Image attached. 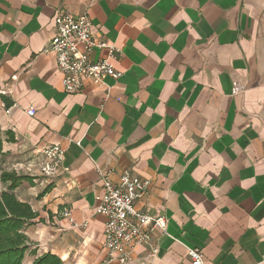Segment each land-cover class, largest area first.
Returning <instances> with one entry per match:
<instances>
[{
  "label": "crops",
  "instance_id": "0c3cea01",
  "mask_svg": "<svg viewBox=\"0 0 264 264\" xmlns=\"http://www.w3.org/2000/svg\"><path fill=\"white\" fill-rule=\"evenodd\" d=\"M60 10L87 13L95 38L120 49V78L63 89L46 50ZM0 90V192L4 172L28 176L13 191L39 213L26 231L38 253L22 264L45 252L119 264L103 249L98 168L150 181L136 207L167 219L153 264H191L188 248L206 264H264V0H0ZM52 143L68 170L41 185Z\"/></svg>",
  "mask_w": 264,
  "mask_h": 264
},
{
  "label": "built area",
  "instance_id": "2783aa9c",
  "mask_svg": "<svg viewBox=\"0 0 264 264\" xmlns=\"http://www.w3.org/2000/svg\"><path fill=\"white\" fill-rule=\"evenodd\" d=\"M93 22L87 13L75 15L67 11H58L54 18V35L50 38L46 50L54 52L61 73V84L69 93L81 91L86 84L101 85L107 77L120 78L122 71L115 67L113 60L120 55V49L105 40H97L94 36ZM106 49L107 56L93 60L94 49ZM5 92V90H0ZM33 115L34 109L29 108ZM81 145V141H76ZM38 172L41 185H46L50 178L61 171L64 166L65 149L59 144L45 145L41 150ZM28 171H32L30 165ZM103 180V194L99 197L96 212L105 217L103 249L106 262L129 264L137 245L147 247L143 256L145 264H153L159 248L153 242V233L159 229L167 234V219L164 216H153L136 207V202L143 198L150 187V181L136 176L132 171L123 170L117 180H113L110 172L105 173L98 168ZM64 217L77 225L69 210L63 211ZM83 227L87 226L84 221ZM187 254L191 264H206L205 256L199 248H188Z\"/></svg>",
  "mask_w": 264,
  "mask_h": 264
},
{
  "label": "trees",
  "instance_id": "16d2710c",
  "mask_svg": "<svg viewBox=\"0 0 264 264\" xmlns=\"http://www.w3.org/2000/svg\"><path fill=\"white\" fill-rule=\"evenodd\" d=\"M9 133V132H8ZM3 131L0 128V153L3 148ZM2 180L9 179L11 184L7 190L0 192V264H22L26 255H37L38 247L27 234V228L39 216L29 202L21 201L14 189L28 176L4 172ZM48 190V187L44 190ZM39 222H44L43 218ZM58 255L45 252L38 255L32 264H62Z\"/></svg>",
  "mask_w": 264,
  "mask_h": 264
},
{
  "label": "rangeland",
  "instance_id": "374dc122",
  "mask_svg": "<svg viewBox=\"0 0 264 264\" xmlns=\"http://www.w3.org/2000/svg\"><path fill=\"white\" fill-rule=\"evenodd\" d=\"M36 223H37V222H35V223H32V224H31V225H29L28 227H29V228L31 227V228L33 229V228H34V225H35ZM31 228H30V229H31Z\"/></svg>",
  "mask_w": 264,
  "mask_h": 264
}]
</instances>
